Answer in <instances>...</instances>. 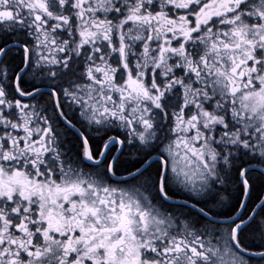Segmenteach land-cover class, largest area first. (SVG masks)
Segmentation results:
<instances>
[{"label":"snow or ice","instance_id":"1","mask_svg":"<svg viewBox=\"0 0 264 264\" xmlns=\"http://www.w3.org/2000/svg\"><path fill=\"white\" fill-rule=\"evenodd\" d=\"M256 258L264 0H0V264Z\"/></svg>","mask_w":264,"mask_h":264},{"label":"flooded vegetation","instance_id":"2","mask_svg":"<svg viewBox=\"0 0 264 264\" xmlns=\"http://www.w3.org/2000/svg\"><path fill=\"white\" fill-rule=\"evenodd\" d=\"M257 264H258V261H257Z\"/></svg>","mask_w":264,"mask_h":264},{"label":"trees","instance_id":"3","mask_svg":"<svg viewBox=\"0 0 264 264\" xmlns=\"http://www.w3.org/2000/svg\"><path fill=\"white\" fill-rule=\"evenodd\" d=\"M255 250V249H254Z\"/></svg>","mask_w":264,"mask_h":264}]
</instances>
